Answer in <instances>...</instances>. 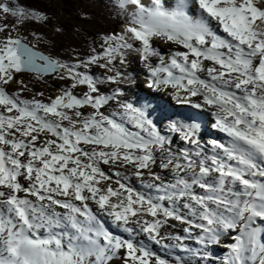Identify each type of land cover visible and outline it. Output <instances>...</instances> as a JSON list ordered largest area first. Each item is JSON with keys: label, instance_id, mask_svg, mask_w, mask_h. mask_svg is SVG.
I'll return each instance as SVG.
<instances>
[{"label": "snow or ice", "instance_id": "obj_1", "mask_svg": "<svg viewBox=\"0 0 264 264\" xmlns=\"http://www.w3.org/2000/svg\"><path fill=\"white\" fill-rule=\"evenodd\" d=\"M106 7L0 0V264H264V0Z\"/></svg>", "mask_w": 264, "mask_h": 264}, {"label": "rangeland", "instance_id": "obj_2", "mask_svg": "<svg viewBox=\"0 0 264 264\" xmlns=\"http://www.w3.org/2000/svg\"><path fill=\"white\" fill-rule=\"evenodd\" d=\"M42 1H44L46 4L48 3V6H43V5H32V6L43 9L54 18L50 21L48 26L36 24L34 25V27L38 32L51 36L52 30L57 24L64 25L65 32L55 37L59 45L71 43L77 47H81V48L85 47L86 42L90 40L91 37L80 36L76 34L75 29L77 27L85 29L89 33H95L97 31H106L110 28L115 27L114 21L111 19L112 17L110 15V12L106 7L107 0H82V2H80V0H67L68 3L64 2V0H48V1L42 0ZM22 2L26 3L25 0H22ZM29 2H31V4H34L32 0L31 1L29 0ZM81 11L90 13L92 17L91 20L90 21L81 20L77 15V13ZM38 50L47 53L49 49L47 48L46 45L40 44L38 45ZM57 50L59 51V49ZM23 78L25 79L26 82L30 80V76L28 74H24ZM141 78L143 79L142 74L140 75L139 80L143 82ZM47 79L50 80V83L52 85H56L58 83L55 80H51L50 77ZM37 86L41 87L42 90H45L46 93L54 91V88H49L47 85H43V86L37 85ZM25 95L27 96L29 94L25 93ZM136 186L139 187L138 184ZM171 231L174 234L180 233L179 228L172 229ZM173 243L175 242L173 241ZM160 248L162 247L160 246ZM166 251L170 252V250H166ZM224 251H225L224 249L222 250L221 248H219L217 256L222 255Z\"/></svg>", "mask_w": 264, "mask_h": 264}, {"label": "bare ground", "instance_id": "obj_3", "mask_svg": "<svg viewBox=\"0 0 264 264\" xmlns=\"http://www.w3.org/2000/svg\"><path fill=\"white\" fill-rule=\"evenodd\" d=\"M165 45H161V47L166 51L167 50V46H165ZM143 76V75H142ZM142 79V78H141ZM143 80V79H142ZM140 91L142 92V91H146V90H144L143 89V86H142V81H140ZM183 112V111H182ZM190 110H186L185 111V113H188V114H190ZM213 132H214V130H212ZM211 135H214V134H211ZM148 243V246L153 250V251H155L158 255H160L162 258H167V259H169V252L168 251H166L165 249H162V248H160L159 246H155V245H153V244H151V243H149V242H147ZM173 243V242H172ZM173 253H172V255L174 256V255H178V253L176 252V251H172ZM181 254L182 255H185L184 253H182L181 252ZM185 256H187V255H185ZM170 260V259H169Z\"/></svg>", "mask_w": 264, "mask_h": 264}, {"label": "trees", "instance_id": "obj_4", "mask_svg": "<svg viewBox=\"0 0 264 264\" xmlns=\"http://www.w3.org/2000/svg\"><path fill=\"white\" fill-rule=\"evenodd\" d=\"M26 2H29V0H25ZM31 1V0H30ZM34 2V4L32 5H43V6H48V3L46 4L44 1L42 0H32ZM48 1V0H45ZM64 2L68 3L67 0H64ZM80 2H82V0H80ZM113 20V18H111ZM114 21V20H113Z\"/></svg>", "mask_w": 264, "mask_h": 264}, {"label": "water", "instance_id": "obj_5", "mask_svg": "<svg viewBox=\"0 0 264 264\" xmlns=\"http://www.w3.org/2000/svg\"><path fill=\"white\" fill-rule=\"evenodd\" d=\"M49 25V24H48Z\"/></svg>", "mask_w": 264, "mask_h": 264}]
</instances>
